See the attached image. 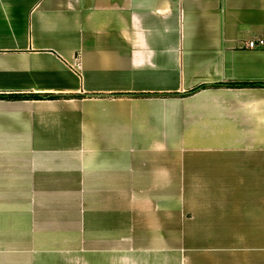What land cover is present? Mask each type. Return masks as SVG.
<instances>
[{
  "label": "crops",
  "instance_id": "0c3cea01",
  "mask_svg": "<svg viewBox=\"0 0 264 264\" xmlns=\"http://www.w3.org/2000/svg\"><path fill=\"white\" fill-rule=\"evenodd\" d=\"M264 0H0V264H264ZM207 86L196 92L194 89Z\"/></svg>",
  "mask_w": 264,
  "mask_h": 264
},
{
  "label": "trees",
  "instance_id": "16d2710c",
  "mask_svg": "<svg viewBox=\"0 0 264 264\" xmlns=\"http://www.w3.org/2000/svg\"><path fill=\"white\" fill-rule=\"evenodd\" d=\"M214 87H234V88H249V87H264V81H230L225 83H220L217 85H213ZM207 86H201L194 89L192 92H196L202 88H206ZM55 96L50 95H37V94H0V99L6 100H32V99H44V98H54Z\"/></svg>",
  "mask_w": 264,
  "mask_h": 264
},
{
  "label": "built area",
  "instance_id": "2783aa9c",
  "mask_svg": "<svg viewBox=\"0 0 264 264\" xmlns=\"http://www.w3.org/2000/svg\"><path fill=\"white\" fill-rule=\"evenodd\" d=\"M246 47L250 49L264 48V37L249 40L246 44Z\"/></svg>",
  "mask_w": 264,
  "mask_h": 264
}]
</instances>
